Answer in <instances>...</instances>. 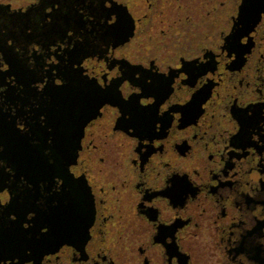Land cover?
<instances>
[{
	"label": "flooded vegetation",
	"instance_id": "obj_1",
	"mask_svg": "<svg viewBox=\"0 0 264 264\" xmlns=\"http://www.w3.org/2000/svg\"><path fill=\"white\" fill-rule=\"evenodd\" d=\"M0 89V264H264V0H0ZM45 113L83 213L36 239Z\"/></svg>",
	"mask_w": 264,
	"mask_h": 264
},
{
	"label": "snow or ice",
	"instance_id": "obj_2",
	"mask_svg": "<svg viewBox=\"0 0 264 264\" xmlns=\"http://www.w3.org/2000/svg\"><path fill=\"white\" fill-rule=\"evenodd\" d=\"M57 7H59V4H57ZM111 4L109 3L108 7L105 8V11L108 12V15H110V19H107V22L105 24L106 32L109 33L111 36L120 37L123 33L124 23L121 21L119 17V13L116 14L115 17L111 16ZM106 19V17H105ZM69 36H71V33H67ZM75 63H79L75 62ZM77 75L74 73V71L71 69L70 75L60 76V79L55 81V84L59 88H65L70 87L73 83L74 76ZM3 89H0V92H2ZM105 90L101 88H97L95 93L98 97H103V92ZM150 91L147 89L144 92L145 96L152 95ZM139 101V99H138ZM110 101L106 99H98L95 103V108L100 109V107L105 104L109 103ZM144 104V107H141L138 103L134 110H132L133 113V120L136 122H131L132 129H135V131L132 132L133 135H142L141 130L138 128V122L140 119H147V114L149 113V108L146 106L148 104V101H142L140 102ZM129 110V109H125ZM90 117L85 118V122H87V119ZM41 119L48 125L46 127V149L43 152V156L47 157V165L49 166L47 173L43 176L49 177L51 180H55L59 178V184L55 185L50 192L47 193L48 197H51L53 194H57L58 196L62 197L63 199H55L51 202V207H60L63 206L66 211L67 215L64 219H52L48 218L45 219L44 217L47 215H50V205L48 203L41 202L43 205V212L37 209L28 208L26 212H31L32 218L29 219L28 224H22L21 226L24 228L25 231L29 230V225L35 226L36 221H41V227L38 233H35L36 239H41L42 237H46L52 234H55L60 228L71 226L83 213V210H79L76 208L74 201L71 197V193L76 188V186L80 183L78 179H75L74 173L75 169H72L70 165L73 163L74 157L70 150L68 149H62V145L58 141L56 132L54 130V127L49 124L48 121V113H45L43 116H41ZM152 126H155V121H152ZM150 138V137H149ZM71 141H67L65 143L70 144ZM64 143V144H65ZM3 152V146L0 145V153ZM2 163V161H0ZM29 187H31L29 185ZM4 189V188H3ZM3 191V190H2ZM68 194L67 197H65V194ZM3 207H6L3 203H0V209ZM12 222H16V217L12 216L9 218ZM3 260V257H0V261Z\"/></svg>",
	"mask_w": 264,
	"mask_h": 264
}]
</instances>
